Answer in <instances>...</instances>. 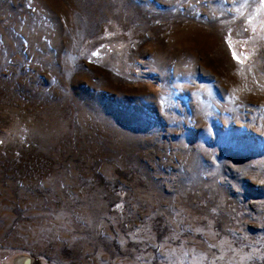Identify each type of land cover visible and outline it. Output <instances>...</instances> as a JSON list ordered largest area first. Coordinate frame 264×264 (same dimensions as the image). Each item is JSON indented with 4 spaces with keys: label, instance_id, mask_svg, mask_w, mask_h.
I'll use <instances>...</instances> for the list:
<instances>
[{
    "label": "rangeland",
    "instance_id": "rangeland-1",
    "mask_svg": "<svg viewBox=\"0 0 264 264\" xmlns=\"http://www.w3.org/2000/svg\"><path fill=\"white\" fill-rule=\"evenodd\" d=\"M18 257L264 264V0H0Z\"/></svg>",
    "mask_w": 264,
    "mask_h": 264
},
{
    "label": "bare ground",
    "instance_id": "bare-ground-1",
    "mask_svg": "<svg viewBox=\"0 0 264 264\" xmlns=\"http://www.w3.org/2000/svg\"><path fill=\"white\" fill-rule=\"evenodd\" d=\"M20 256V255H19ZM14 262L17 263V264H35L36 261H32L31 258H26V257H18V258H15L14 259ZM38 262V261H37ZM44 263V262H43ZM43 263H40V264H43ZM39 264V263H38Z\"/></svg>",
    "mask_w": 264,
    "mask_h": 264
},
{
    "label": "snow or ice",
    "instance_id": "snow-or-ice-1",
    "mask_svg": "<svg viewBox=\"0 0 264 264\" xmlns=\"http://www.w3.org/2000/svg\"><path fill=\"white\" fill-rule=\"evenodd\" d=\"M233 56H234V58H237V59H239L238 57H236V54H235V53H233Z\"/></svg>",
    "mask_w": 264,
    "mask_h": 264
}]
</instances>
